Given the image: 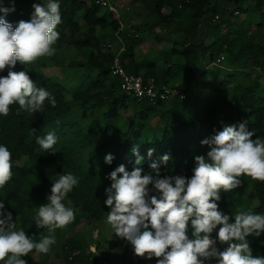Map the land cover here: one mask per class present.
I'll use <instances>...</instances> for the list:
<instances>
[{
    "label": "trees",
    "instance_id": "trees-1",
    "mask_svg": "<svg viewBox=\"0 0 264 264\" xmlns=\"http://www.w3.org/2000/svg\"><path fill=\"white\" fill-rule=\"evenodd\" d=\"M98 1L59 0L55 54L27 65L18 61L13 69L26 71L37 87L49 91L55 106L46 100L39 111L29 113L14 103L7 116L0 115V144L9 149L12 164V177L0 187V200L12 212L16 229L34 242L53 235L36 227L35 216L61 175L72 173L78 179L63 201L74 210V220L66 226L72 230L107 216L105 189L111 185L107 176L121 164L129 171L141 167L151 173L150 165L156 162L162 176L190 177L195 157L208 151L201 141L243 120L254 132L251 139L264 141V0H109L118 15ZM41 2L15 0L16 10L6 19L14 26L29 21L33 3ZM137 2L146 13L133 25L130 7L123 4ZM3 5L9 6V0ZM158 30L168 35L159 36ZM148 35L167 44L159 51L146 47ZM103 37H118L120 42L112 45ZM140 45L146 47L142 57ZM121 47L119 62L127 72L176 88L180 95L166 101L135 99L122 90L111 70ZM48 68L57 73L48 75ZM7 74V67L0 72ZM127 108L131 117H126ZM154 119L160 126L153 124ZM49 132L57 137L55 154L36 142ZM134 149L142 157L139 165ZM148 149H154L151 157ZM107 154L114 157L111 164L105 162ZM164 154L170 156L167 163L161 162ZM239 179V187L221 191L219 208L233 221L241 211L264 215V181ZM247 240L253 257L264 256V233ZM90 246L77 235H61L52 249L66 250L64 264H99ZM226 246L217 241L220 249ZM42 255L49 257L33 249L21 258L26 264H45ZM134 255L130 264H147V254Z\"/></svg>",
    "mask_w": 264,
    "mask_h": 264
},
{
    "label": "clouds",
    "instance_id": "clouds-1",
    "mask_svg": "<svg viewBox=\"0 0 264 264\" xmlns=\"http://www.w3.org/2000/svg\"><path fill=\"white\" fill-rule=\"evenodd\" d=\"M34 11L29 21L20 20L15 26L6 17L14 12L15 0L9 6L0 0V72L8 68L7 76L0 75V115L7 116L9 106L18 103L21 110L39 111L47 100L53 107L55 97L35 85L26 71H14L17 62L23 65L39 57L55 54L52 47L59 39L56 30L61 23L59 0L33 3ZM247 120L224 126L201 141L208 147L206 155L195 157V167L190 177L165 175L156 162L153 172L141 167L131 171L121 164L107 178L110 187L105 189L110 206L107 223L118 237L126 239L140 257L160 258L156 264H264V256L253 257L247 237L264 233V215L241 211L234 221L218 206L221 191H230L241 185V176L264 181V141L251 139ZM40 147L56 153L57 137L49 132L37 137ZM137 165L142 157L137 150ZM154 149H148L151 157ZM112 154L105 156L111 164ZM170 159L161 157L162 163ZM11 153L0 144V187L12 177ZM78 184L72 173L61 175L51 187L47 203L39 206L35 216L36 227L54 232L74 220V210L63 203L67 194ZM220 226L217 230V226ZM189 227L191 233L189 235ZM217 230L213 238L212 233ZM217 241L227 243L223 249ZM237 241V242H233ZM56 243L54 235L34 242L22 230H16L13 214L0 200V261L4 264H26L22 256L35 249L48 253Z\"/></svg>",
    "mask_w": 264,
    "mask_h": 264
},
{
    "label": "rangeland",
    "instance_id": "rangeland-1",
    "mask_svg": "<svg viewBox=\"0 0 264 264\" xmlns=\"http://www.w3.org/2000/svg\"><path fill=\"white\" fill-rule=\"evenodd\" d=\"M109 5H112L109 0H106ZM124 3H127L129 0H122ZM125 7H130V13L131 16H134V19L131 21L133 25H137L143 18L144 14L146 13V10L142 9L140 7V3H135L132 5H125ZM245 3L243 1L242 6H244ZM113 6V5H112ZM132 6V7H131ZM124 7V8H125ZM165 11H168L165 9ZM130 26V25H129ZM159 36H167L168 34L162 30H158ZM116 36V35H115ZM103 40L105 42H108L112 45H117L120 40L118 37H116L114 40H111L108 37H103ZM164 44H167L166 41H163L162 43H157V41L154 39V35H148L147 36V45H150V47L154 50H161V46ZM144 45H140L138 48V57H142L143 52H145L146 47ZM81 72H84L83 68H80ZM45 72L50 75L56 74V70L54 68H48L45 69ZM253 76L256 75L257 70L254 69ZM132 112L129 108L126 109V117H131ZM153 124L160 126V122H157L156 119L153 120ZM68 207H71L70 205H66ZM110 212V210H109ZM108 212V213H109ZM108 216V214H107ZM107 216H105L103 219L100 220H88L85 222L80 223L76 226V228H73L72 230L68 229L66 226L63 228H56L54 232L52 233L55 236V240L57 241L61 235L63 236H73L77 235V239L81 241L83 244H91L89 247V250H91L93 254V258L99 262V264H127L135 259L133 246L130 242H128L126 239L118 237L114 232V229H112L111 225L107 223ZM19 231L18 229H16ZM49 250V257L44 258L43 255L41 256V259L45 262V264H64V256L66 254V250L57 247L58 251L55 252L52 249V246ZM160 259L157 257H153L151 259L146 258L147 264H156V261ZM137 264V263H136Z\"/></svg>",
    "mask_w": 264,
    "mask_h": 264
},
{
    "label": "built area",
    "instance_id": "built-area-1",
    "mask_svg": "<svg viewBox=\"0 0 264 264\" xmlns=\"http://www.w3.org/2000/svg\"><path fill=\"white\" fill-rule=\"evenodd\" d=\"M98 2L101 5L106 6L110 11L117 13L116 8L109 5L106 0H99ZM215 18H217V16H215ZM122 50L123 48L121 47L116 51L111 68L112 73L118 77L122 90L135 99L146 98L149 100L160 99L166 101L172 97L180 95L176 88H170L165 85L158 86L152 79L147 80L140 74L127 72L119 62V54Z\"/></svg>",
    "mask_w": 264,
    "mask_h": 264
},
{
    "label": "crops",
    "instance_id": "crops-1",
    "mask_svg": "<svg viewBox=\"0 0 264 264\" xmlns=\"http://www.w3.org/2000/svg\"><path fill=\"white\" fill-rule=\"evenodd\" d=\"M116 10H117V9H116ZM118 13H119V11L117 10V13H116V14L118 15Z\"/></svg>",
    "mask_w": 264,
    "mask_h": 264
}]
</instances>
